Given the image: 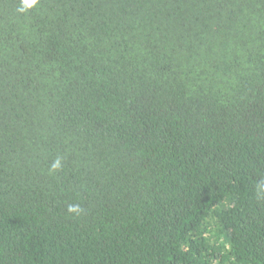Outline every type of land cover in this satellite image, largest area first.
Returning <instances> with one entry per match:
<instances>
[{
	"label": "trees",
	"instance_id": "obj_1",
	"mask_svg": "<svg viewBox=\"0 0 264 264\" xmlns=\"http://www.w3.org/2000/svg\"><path fill=\"white\" fill-rule=\"evenodd\" d=\"M0 264H264V0H0Z\"/></svg>",
	"mask_w": 264,
	"mask_h": 264
},
{
	"label": "clouds",
	"instance_id": "obj_2",
	"mask_svg": "<svg viewBox=\"0 0 264 264\" xmlns=\"http://www.w3.org/2000/svg\"><path fill=\"white\" fill-rule=\"evenodd\" d=\"M36 3H37V0H24V4L29 8L35 5ZM56 166H58V162H57V165H54V167ZM68 211L71 213L79 214L82 211V209H80L78 205H70L68 208Z\"/></svg>",
	"mask_w": 264,
	"mask_h": 264
}]
</instances>
